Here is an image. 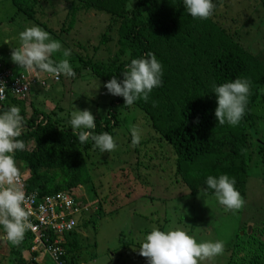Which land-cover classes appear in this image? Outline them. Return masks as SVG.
<instances>
[{
    "label": "trees",
    "instance_id": "obj_1",
    "mask_svg": "<svg viewBox=\"0 0 264 264\" xmlns=\"http://www.w3.org/2000/svg\"><path fill=\"white\" fill-rule=\"evenodd\" d=\"M65 1L68 4L64 19L68 26H62L61 31L57 32L58 36L67 34L82 15L94 12L103 13L109 21L100 42L104 44L108 41L114 31L116 37L115 54L106 61L95 63L90 57H80L74 52L75 60L69 63L76 76L78 69H83L90 71L103 84L113 75L119 80L124 65L130 59L149 51L154 53L162 64V84L152 90L147 102L137 100L130 107L139 109L149 118L157 141L173 153L175 180L184 185L189 197L200 194L213 197L211 190L207 194L203 192L205 177L226 173L235 178V188L244 196L252 155L249 147L253 140L260 147L257 152L264 160V140H256L257 134L260 135L257 131L264 123V75L250 76L248 73L249 68L253 71L256 67L252 60L256 59L262 64L259 57L264 53V33L258 31L257 38L250 46L243 47L237 37L241 28L231 24L232 17L228 11H217V0L213 1L215 8L208 19H193L184 11L182 0ZM221 1L232 4L239 2ZM7 2L15 8L16 13L40 25L38 9H43L42 4L46 0ZM260 2L263 0L253 4L252 9ZM4 5L7 4L0 0V6L6 7ZM249 20L251 16L244 23ZM259 22L264 24L262 20ZM254 43L258 47L261 45V48L252 47ZM0 66V71L9 72L13 77L24 71L30 73L27 69L16 71V64L6 57H0ZM76 76L69 78L73 80ZM236 77H247L251 81L245 115L236 126L227 123L219 125L214 117L216 102L215 94L211 92L212 85ZM61 79L63 75L57 82L48 80L45 87H38V91L23 99L8 93L6 99L0 102V107L18 105L24 117L25 127L19 139L25 142V149L15 152V160L25 193L36 192L39 197L69 193L76 200L79 213L73 218V230L62 236L48 233L38 243L28 230L18 246L6 241L9 250L5 264H39V254L50 258L46 251L50 246L58 247L60 255L57 260L60 264H82L89 259L94 260L96 243L94 241L91 245L93 251L88 255L89 239L81 234V229L90 225L95 234L96 220L117 211V208L106 211L107 196L97 193L89 175L86 159L90 152L97 150L91 147V143L81 145L71 130L69 120L63 118L65 110L58 105L46 111L44 107H49V97L38 94L43 90L48 93L51 87L60 84ZM123 103L122 97H112L106 115L94 120L95 132L106 131L115 136L120 125V112H127L130 108ZM149 142L139 144L145 146ZM121 178L115 184H126ZM79 187L85 189L81 195L74 191ZM122 193L123 190H119V199L131 196L130 193ZM24 254L29 255L28 260H25ZM259 260V257H252L250 264H264ZM51 262L49 259L47 264ZM225 264L232 262L227 260Z\"/></svg>",
    "mask_w": 264,
    "mask_h": 264
},
{
    "label": "rangeland",
    "instance_id": "obj_2",
    "mask_svg": "<svg viewBox=\"0 0 264 264\" xmlns=\"http://www.w3.org/2000/svg\"><path fill=\"white\" fill-rule=\"evenodd\" d=\"M1 1L7 5L3 8L0 6V57L8 60L11 48L19 46L17 33L25 27L37 24L16 13L7 0ZM241 1L232 4L217 0V11H228L232 17L231 24L241 28L237 34L238 40L243 47H248L257 38L258 31L264 33V24L259 22L264 21V0L253 9L252 5L260 0H243L240 3ZM66 4L68 2L65 0H46L42 4L43 9H38V23L42 27L38 26L59 40L63 47L71 48L69 62H74V52L80 57H90L95 63L113 56L116 51L115 31L104 44L100 42L109 22L103 13H85L79 19L81 22L78 21L72 26L67 34L58 36V30L61 31L62 26H68L64 19ZM248 16H251V20L245 24ZM94 47L96 48L93 49ZM252 47L259 49L261 45L258 47L254 43ZM53 58L62 57L60 53H56ZM259 58L262 64L256 59L252 60L256 67L253 71L249 68L250 76L264 75V53ZM16 67V71H24L18 65ZM78 70L75 79L63 76L60 84L51 87L48 93L47 90L38 92L49 97V107L45 105L44 108L51 111L59 105L65 110L62 114L67 121L75 108L89 109L94 120L106 115L113 95L108 94L104 84L93 77L90 71ZM34 89L35 92L39 90L36 86ZM133 124L141 131L140 142L150 140L145 146H131L129 128ZM150 126L149 118L135 107H130L127 112H120V125L114 133L116 150L109 153L92 151L86 159L97 193L107 196L106 211L113 208H117V211L96 220L95 234L90 225L81 227V234L89 239L86 249L88 255L93 251L91 245L94 241L96 243V258L82 264H148L147 258L139 255V246L146 232L151 227L165 230L177 226L186 229L198 242L224 241V250L220 255L201 260L198 264H225L227 260L232 264H250L252 257H259L264 262V160L257 152L260 147L256 146L253 137L249 147V152H252L249 175L244 196H241L243 206L239 210H228L214 196L200 194L189 197L184 185L175 180L173 153L157 141L158 137ZM257 132L260 135L257 134L256 140H264V123ZM121 176V181L126 184H115ZM119 190L130 193L131 196L119 199ZM74 191L81 195L85 189L79 187ZM8 250L6 241L2 239L0 264L7 263ZM24 258L28 260L29 255L24 254ZM84 258H87V254ZM48 262L45 254H39L37 263Z\"/></svg>",
    "mask_w": 264,
    "mask_h": 264
},
{
    "label": "clouds",
    "instance_id": "obj_3",
    "mask_svg": "<svg viewBox=\"0 0 264 264\" xmlns=\"http://www.w3.org/2000/svg\"><path fill=\"white\" fill-rule=\"evenodd\" d=\"M184 11L193 19H208L215 8L213 0H182ZM18 47L11 48L10 59L20 68L36 73H46L55 79L61 75L75 77L69 63L71 48L63 47L49 32L38 25L25 27L17 33ZM6 43V42H5ZM60 53L62 58L54 59ZM162 64L151 51L138 58L130 59L120 73L121 79L113 75L104 83L108 94L123 98V105L130 107L137 100L147 102L154 88L162 84ZM251 81L247 77H236L213 84L216 107L214 117L219 125L236 126L245 115L249 102ZM5 85L0 81V101L4 100ZM19 91V90H17ZM75 108V107H74ZM69 124L81 145L91 143L100 153L116 150L117 143L109 132H95L96 123L89 109L75 110L70 114ZM25 127L24 117L18 105L0 107V239L12 246H18L26 231L33 225L31 212L25 207L29 198L19 181L20 171L15 152L25 149V142L19 137ZM131 146L141 141V131L135 125L129 128ZM235 178L226 173L207 175L203 192L211 190L216 201L228 210H239L243 198L235 188ZM36 192L31 194L34 199ZM224 250L223 240L197 241L187 230L169 227L161 230L151 227L143 236L139 255L147 258L148 264H198L206 258L220 255Z\"/></svg>",
    "mask_w": 264,
    "mask_h": 264
},
{
    "label": "built area",
    "instance_id": "obj_4",
    "mask_svg": "<svg viewBox=\"0 0 264 264\" xmlns=\"http://www.w3.org/2000/svg\"><path fill=\"white\" fill-rule=\"evenodd\" d=\"M48 80L58 81V79L46 73L30 71L29 74H26V71H24L13 77L9 72L0 71V81L4 82L6 88L4 100L8 93L20 99L25 98L26 95H32L35 92V86L45 87ZM19 181L23 185L20 176ZM26 195L29 198L25 202V207L31 212L29 219L33 225L29 231L35 236L36 242L41 243V238L48 235V233L55 236H62L63 233L73 230V218L78 215L79 209L72 195L60 192L39 197L36 194L34 199L31 198V194ZM54 244L58 245L57 242H54ZM46 251L50 257L49 259L52 261L51 264H60L57 260L58 255H60L58 247L52 248L50 246Z\"/></svg>",
    "mask_w": 264,
    "mask_h": 264
},
{
    "label": "crops",
    "instance_id": "obj_5",
    "mask_svg": "<svg viewBox=\"0 0 264 264\" xmlns=\"http://www.w3.org/2000/svg\"><path fill=\"white\" fill-rule=\"evenodd\" d=\"M8 58L10 59V57H8ZM9 59H8V61L10 62V61H11V59H10V60H9Z\"/></svg>",
    "mask_w": 264,
    "mask_h": 264
}]
</instances>
